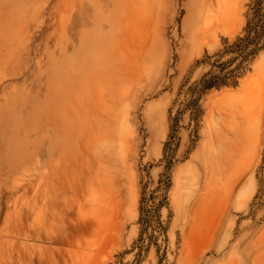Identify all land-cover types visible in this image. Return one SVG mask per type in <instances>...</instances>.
Returning a JSON list of instances; mask_svg holds the SVG:
<instances>
[{
	"label": "rangeland",
	"instance_id": "rangeland-1",
	"mask_svg": "<svg viewBox=\"0 0 264 264\" xmlns=\"http://www.w3.org/2000/svg\"><path fill=\"white\" fill-rule=\"evenodd\" d=\"M224 1L192 21L195 0H2L0 264H264V48L191 104L252 12ZM221 129L227 171L197 155Z\"/></svg>",
	"mask_w": 264,
	"mask_h": 264
},
{
	"label": "trees",
	"instance_id": "trees-1",
	"mask_svg": "<svg viewBox=\"0 0 264 264\" xmlns=\"http://www.w3.org/2000/svg\"><path fill=\"white\" fill-rule=\"evenodd\" d=\"M251 11L242 35H239L232 43L226 39L223 51L206 54L205 58L201 60L210 63L211 67L194 87V91L199 93L198 96L191 99V104L194 107H198L199 96L205 90L226 84L237 85L239 76L264 48V0H253ZM223 54L230 56L222 60ZM175 120L177 121L178 118L176 117ZM172 137L173 134H171Z\"/></svg>",
	"mask_w": 264,
	"mask_h": 264
},
{
	"label": "bare ground",
	"instance_id": "bare-ground-1",
	"mask_svg": "<svg viewBox=\"0 0 264 264\" xmlns=\"http://www.w3.org/2000/svg\"><path fill=\"white\" fill-rule=\"evenodd\" d=\"M208 0H195V3H194V7H195V12H194V14H192L191 15V18H192V21L194 20L195 21V19L197 18V15H198V13H200L199 12V10H200V8H201V6L205 3V2H207ZM226 1V0H225ZM224 1V2H225ZM228 1V0H227ZM234 1H237V0H234ZM219 2V1H218ZM223 2V3H224ZM207 3H209V2H207ZM6 3H4V2H2V0H0V8L2 7V6H4ZM208 6H206V8H207ZM215 7H216V5H215ZM224 8V7H223ZM206 11V14H207V11L209 10V8L208 9H205ZM215 10H216V8H215ZM221 10H223V9H221ZM221 10H219L220 11V13H222L221 12ZM224 10H225V8H224ZM228 11V10H227ZM235 11V10H234ZM225 12H226V10H225ZM229 12L230 11H228V12H226V13H228L229 14ZM208 13H209V11H208ZM225 13V14H226ZM231 13V12H230ZM242 13V12H241ZM205 15V14H204ZM231 15V14H230ZM230 15H228V17L230 16ZM211 16V15H210ZM222 16V15H221ZM226 16H227V14H226ZM223 19H227V18H223ZM203 20V19H202ZM199 21H200V19H199ZM215 21V20H214ZM198 22V21H197ZM211 22H212V16H211ZM222 22V21H221ZM215 23V22H214ZM208 25H209V23H208ZM194 27H196V26H194ZM194 29V28H193ZM196 37H197V35H196ZM241 88H240V85L239 86H237V87H235V88H225V89H223L222 91H221V94H219L218 96H220V98H228V97H230V98H234V97H237L242 91L240 90ZM243 93V92H242ZM64 101L65 102H67L68 100L66 99H64ZM86 101V100H85ZM64 102V107H65V103ZM68 102H70V101H68ZM84 102V101H83ZM67 104H70V103H67ZM81 104H82V102H81ZM230 104L228 103V106H229ZM233 105V104H232ZM232 105H230V106H232ZM66 106H68V105H66ZM83 106V105H82ZM218 106V105H217ZM228 107L227 109H225V110H223V111H221L220 113H219V115L221 116V117H228V116H234V112H235V106L233 105L232 106V108L231 107ZM237 107H238V105H236ZM76 107H80V105L79 106H76ZM86 107H87V105H86ZM89 107V106H88ZM96 107H97V105H96ZM68 108V107H67ZM66 108V109H67ZM95 108V107H94ZM240 108V107H239ZM86 109V108H85ZM64 111H65V108L63 109ZM69 109H67V111H68ZM80 111H81V108L79 109ZM94 110V109H93ZM96 110V109H95ZM98 110V109H97ZM102 110V109H101ZM109 110V109H108ZM111 110V109H110ZM236 110H238V108H236ZM87 111V110H86ZM100 111V110H99ZM98 111V112H99ZM103 111L106 113V111L103 109ZM112 111H114L113 109H112ZM239 111V110H238ZM89 112V111H88ZM116 112V111H115ZM64 113V112H63ZM69 113H71L70 112V110H69ZM82 114V116H83V112H81ZM108 113V112H107ZM66 114V113H65ZM84 114H85V112H84ZM90 114V113H89ZM92 114V113H91ZM90 114V115H91ZM70 115V114H69ZM72 116H74L73 114H71ZM78 115V114H77ZM81 115H80V119L79 120H81L82 119V117H81ZM95 115V114H94ZM104 115V114H103ZM102 115V116H103ZM71 116V117H72ZM87 116V115H86ZM93 116V115H92ZM102 116H101V118H102ZM108 116V115H107ZM66 117H69V116H67L66 115ZM71 117H69V118H71ZM75 117V116H74ZM73 117V118H74ZM78 117H76L77 118V120H78ZM89 118H90V116H88ZM96 117H97V115H96ZM106 117V116H105ZM91 119H93L92 117H91ZM107 119V118H106ZM110 119H111V117H110ZM109 119V120H110ZM119 117H118V115L116 114V113H114V117H112V119H111V123H110V132H115L116 131V129H117V126L119 125ZM74 120V122L76 121L75 119H73ZM109 120H108V122H109ZM85 121H86V119H85ZM84 120H83V122L84 123H86ZM88 121V120H87ZM90 121V120H89ZM79 122V121H78ZM82 122V123H83ZM91 122V121H90ZM3 123V122H2ZM77 123V122H76ZM93 123V122H92ZM102 123V122H101ZM77 125H78V123H77ZM92 126H95V124H91ZM81 126L83 127L84 126V124H81ZM109 126H107V128L109 127ZM217 126V125H216ZM229 126H231V124H229ZM80 127V126H79ZM80 128V129H83V128ZM85 127V126H84ZM233 127V126H232ZM89 128V127H88ZM78 129V128H77ZM83 131V130H82ZM84 132V131H83ZM112 132V133H113ZM82 133V132H81ZM100 133V132H99ZM72 134V136H74L73 135V133H71ZM84 134V133H83ZM105 134H107L106 132H105ZM72 136H71V138H72ZM116 136V135H115ZM70 137V136H69ZM98 138V137H97ZM104 138V137H103ZM106 138V137H105ZM74 139V138H73ZM82 140V139H81ZM77 141H79L78 139H77ZM237 138H236V136L234 135V134H232L230 131H228V133L226 132V131H224V130H220L219 131V135H218V145H216V148L214 149V150H212V151H210L209 149H207V147L206 146H203V147H201V149H200V151H199V154H197L199 157H201V158H203V162H204V164H205V166H207V167H210L211 165H215V166H217V167H219V168H222V170H224V171H227V170H229V169H231V167L233 166V164H235L234 163V160H235V154H236V152H237V150H238V148H239V144L237 143ZM100 143V142H99ZM215 143V142H214ZM208 145V144H207ZM84 149V148H83ZM200 154H201V156H200ZM107 160V159H106ZM235 162H237V159H236V161ZM209 170H210V168H209ZM210 172H212V171H210ZM229 172V171H228ZM203 176V175H202ZM210 178V177H209ZM134 179V178H133ZM82 181V180H81ZM63 191V190H62ZM73 198H76V197H73ZM89 199V198H88ZM86 200V199H85ZM62 202V201H61ZM199 202H200V200H199ZM63 203V202H62ZM61 203V204H62ZM83 203V201L81 202V204ZM182 203H183V200H182V198H181V196H179L178 194H175L174 195V197H173V204H174V206H175V208H176V211H177V214L178 215H182V212H183V208H182ZM200 204V203H199ZM196 207V206H195ZM197 209H198V206H197ZM196 209V210H197ZM65 211H67V210H65ZM195 212V211H194ZM197 212V211H196ZM61 215V214H60ZM63 215V214H62ZM195 215H197V213L195 214ZM64 216V215H63ZM72 217V216H71ZM71 217H69L68 219L70 220V218ZM195 217V216H194ZM74 218V217H73ZM73 218H71V220L73 219ZM77 218H79L78 217V215H77ZM196 218V217H195ZM194 218V219H195ZM75 219V218H74ZM81 219V218H80ZM193 219V220H194ZM60 221H64L63 219L62 220H60ZM66 221V220H65ZM65 221H64V224H66V226H64L65 228H67V224H69V223H65ZM74 221V220H73ZM79 221V220H78ZM81 221V220H80ZM79 221V222H80ZM58 222V221H57ZM66 222H68V221H66ZM75 222V221H74ZM73 222V223H74ZM76 222H77V220H76ZM79 222L78 223H76V224H78L79 225ZM72 223V222H71ZM83 222L81 221L80 222V224H82ZM50 227V226H49ZM75 227V226H74ZM89 227V226H88ZM87 227V228H88ZM61 228V227H60ZM76 228V227H75ZM83 229H85V227L83 228ZM186 229V228H185ZM50 230H51V227H50ZM74 230V229H73ZM73 230L71 231V234L73 233ZM76 230H77V228H76ZM187 230V229H186ZM185 230V231H186ZM48 231V230H47ZM64 232H66L65 230L62 232V233H64ZM84 232V231H83ZM187 232H190V231H187ZM47 233V232H46ZM50 233H53L52 232V230H51V232ZM77 233H79V232H77ZM68 234H70L69 232H68ZM76 234V233H75ZM73 235V234H72ZM53 236V235H52ZM59 236V235H58ZM63 236V235H62ZM48 237V236H47ZM68 237V236H67ZM67 237H65V239L67 238ZM50 238V237H49ZM54 238V237H53ZM62 238V237H61ZM70 238V237H69ZM56 239H57V237H56ZM71 239V238H70ZM73 239V238H72ZM71 239V240H72ZM53 241H55V240H53ZM57 241H58V239H57ZM73 242V241H72ZM78 242V241H77ZM70 244V243H69ZM73 244H75V243H73ZM59 248H61L62 249V247H59ZM50 250H52V248L50 249L49 248V251L47 252L49 255L50 254H53L52 253V251H51V253H49L50 252ZM54 250H56V249H54ZM58 251H60L59 253H61V255H62V252H61V250H59V249H57ZM43 255V254H42ZM41 255V256H42ZM47 255V254H46ZM55 255V254H54ZM33 256V255H32ZM65 256V255H64ZM36 257V256H35ZM38 257H40V256H38ZM28 258V257H27ZM29 258H30V256H29ZM37 258V257H36ZM48 258V257H47ZM52 258H54V256L52 255L51 256V260H52ZM64 259H65V257H63ZM57 259V258H56ZM56 259H53V261H56ZM257 260V259H256ZM28 261V260H27ZM52 261V262H53ZM57 261H58V259H57ZM39 262V261H38ZM51 261H49V263H50ZM253 262H255V261H253ZM36 263V262H35ZM57 263V262H56ZM262 263V262H261ZM260 263V264H261ZM39 264V263H38ZM46 264V263H45ZM51 264V263H50ZM53 264V263H52ZM245 264H249L248 262H246ZM257 264V263H256Z\"/></svg>",
	"mask_w": 264,
	"mask_h": 264
}]
</instances>
